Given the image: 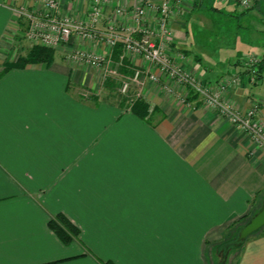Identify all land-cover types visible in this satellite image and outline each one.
<instances>
[{
  "label": "crops",
  "instance_id": "1",
  "mask_svg": "<svg viewBox=\"0 0 264 264\" xmlns=\"http://www.w3.org/2000/svg\"><path fill=\"white\" fill-rule=\"evenodd\" d=\"M214 1L172 8L169 49L204 83L239 74L226 100L241 113L257 104L264 126V12L252 14L258 0L248 8ZM87 6L61 0L59 15L83 20ZM103 8L97 32L111 22L118 30L132 25L112 5ZM42 9L41 0H0V72L11 46H32L22 11ZM52 49L51 63L0 77V264H205L208 246L258 211L264 151L186 88L169 93L146 80L141 90L119 93L118 79L135 67L154 69L125 57L121 44L109 49L72 35ZM241 49L263 60L255 83L247 80L242 61L249 54ZM78 50L106 53L118 64V79L95 89L88 73L94 67L67 58ZM137 98L147 104L145 118L131 110ZM58 214L79 230L67 244L50 225ZM238 264H264V231L246 240Z\"/></svg>",
  "mask_w": 264,
  "mask_h": 264
},
{
  "label": "built area",
  "instance_id": "2",
  "mask_svg": "<svg viewBox=\"0 0 264 264\" xmlns=\"http://www.w3.org/2000/svg\"><path fill=\"white\" fill-rule=\"evenodd\" d=\"M88 6L85 19L59 15L61 0H41L42 11H22L27 20L25 37L33 44L57 48L68 43L72 35L84 41L102 43L112 49L121 44L124 56L138 57L154 69L135 67L131 75L122 76L119 92L126 95L132 85L144 86L146 80L161 84L169 93L178 87L186 88L200 100L227 120L231 125L247 134L251 142L264 151V126L257 118V104H253L241 113L226 100L228 88L238 85L239 74H229L219 83H204L184 71L179 59L170 51L172 32L169 19L172 8L185 0H83ZM133 6L127 8L128 2ZM224 2L225 0H220ZM243 8L251 6L252 0H236ZM104 4L113 6L116 16H129L132 25L118 30L116 24H109L102 32L94 26L104 17ZM151 21L153 23H151ZM157 36V40L155 39ZM69 60L81 62L94 68L104 69L108 76L117 74L115 69L106 67L109 63L106 53L74 51L68 55ZM261 58L255 54L247 55L242 66L250 83L258 79V64ZM142 87L139 88L141 90ZM140 96V92L138 93ZM87 96V95H85ZM185 100V97H184Z\"/></svg>",
  "mask_w": 264,
  "mask_h": 264
},
{
  "label": "trees",
  "instance_id": "3",
  "mask_svg": "<svg viewBox=\"0 0 264 264\" xmlns=\"http://www.w3.org/2000/svg\"><path fill=\"white\" fill-rule=\"evenodd\" d=\"M255 1V0H253ZM53 60V49L49 47H45L39 44H33L28 52L25 55H22L18 57L16 60L13 61H7L3 64V68L0 72V77L3 75L7 70L12 68H22L29 64H35V63H51ZM263 60L261 59L260 63L258 64V77L260 76V71L262 67ZM132 112L138 116L139 118H145L147 114V104L143 99L137 98L135 101H133L131 106ZM264 200V199H263ZM263 202V201H262ZM262 205V204H261ZM251 213L250 215H246L242 217L237 223H234L232 226V230H230L226 236L223 238V240L213 243L210 246H208V250L214 251L213 255L215 254V263L214 264H223L220 259L218 258V255H222L223 257H227L229 254H232L233 252L239 251L238 258L236 259V263L238 264L239 255L240 252L243 249V246L246 242V240L252 236H256L258 234H261L264 231V226L261 227L259 230L255 231L251 235H249L244 240L238 239V232L239 230L250 220V218L255 214ZM58 223L62 224V227H60L57 223V225H52L50 221V225L54 228L56 234L60 238V240L67 244L71 241V239L78 235L79 230L77 227L72 225L68 219L64 218L63 215L58 214L57 215ZM64 224V226H63ZM63 228H66L64 230ZM231 228V227H230ZM103 264H114L112 261H105Z\"/></svg>",
  "mask_w": 264,
  "mask_h": 264
},
{
  "label": "rangeland",
  "instance_id": "4",
  "mask_svg": "<svg viewBox=\"0 0 264 264\" xmlns=\"http://www.w3.org/2000/svg\"><path fill=\"white\" fill-rule=\"evenodd\" d=\"M234 2V0H229L228 2L230 3H233ZM216 4L218 3V1L216 0V1H214ZM219 3H222V1H219ZM224 3V2H223ZM226 3V2H225ZM207 4V3H206ZM252 4H255V1H251V5ZM219 5V4H218ZM255 6H257V7H255V8H252L251 10H253V11H256V12H253L252 14H255V13H257L258 12V7H260L261 9H262V13L264 12V0H258V4L257 5H255ZM250 10V11H251ZM260 15H262V14H260ZM241 16L243 17L244 15H238V23H240L241 24V21L243 20L242 18H241ZM231 16H228V18H230ZM262 17L264 18V16L262 15ZM261 19L260 18V20H261V22H262V25L264 26V19ZM235 21V20H234ZM228 22V23H227ZM244 23H245V21H243ZM225 23H226V25H229V23H232V22H230V20H227L226 19V21H225ZM253 25H256L257 26V24H260V23H252ZM261 25V24H260ZM22 44V43H21ZM30 44H25V45H23L22 44V46H20L19 45V43H17L16 45H15V47H13V46H11L10 47V50H9V53H8V60L7 61H13V60H16L18 57H20V56H22V55H25L27 52H28V48H30V46H29ZM25 48H26V50H27V52H26V50H25ZM247 50H249V49H241V54H251V52L249 53V52H246ZM251 50V49H250ZM255 51V50H254ZM102 52H99V53H96V54H101ZM68 58V57H67ZM68 62V61H67ZM69 62H72V63H75V61H69ZM77 64L79 65V66H83V67H85V66H88V65H86V64H84V63H81V62H77ZM117 65V66H116ZM113 64V62L112 61H110L107 65H106V67H111L112 69H115L116 70V72H117V74H114L113 76H108L107 75V72H105V70L104 69H100V68H93V70H91V69H89V71H88V73L90 74V75H92V76H94V78H93V81H94V83H98L97 85L98 86H96V88L95 89H97L98 91L100 90V91H102L103 90V86L107 83V81H108V79H114V81L115 80H117L118 78H116V77H119L120 76V72L118 71V64ZM90 67V66H89ZM119 75V76H118ZM88 77H89V75H88ZM123 77H121L120 79H118V80H120L121 81V79H122ZM88 81H89V79H88ZM102 86V87H101ZM133 87H136L137 89L138 88H140V87H142L143 88V86H136V85H132ZM131 86V87H132ZM115 89V88H114ZM116 90H117V87H116ZM118 91H119V87H118ZM129 92V91H128ZM120 93V92H119ZM84 94L85 95H89V94H91L88 90H85L84 91ZM128 94V93H127ZM86 96V97H87ZM138 97L139 95L138 94H136L135 95V97ZM261 204H262V202H261ZM261 207V205L259 206V208ZM258 208V209H259ZM212 250V249H211ZM211 250H206V253H205V264H214L215 263V254L213 255V253H214V251H211ZM238 253H239V251H236V252H233L232 254H229L227 257H223L222 255H218V258H216V259H220V261H222V263L223 264H235L236 263V259L238 258Z\"/></svg>",
  "mask_w": 264,
  "mask_h": 264
},
{
  "label": "water",
  "instance_id": "5",
  "mask_svg": "<svg viewBox=\"0 0 264 264\" xmlns=\"http://www.w3.org/2000/svg\"><path fill=\"white\" fill-rule=\"evenodd\" d=\"M264 226V200L261 207L256 213L250 218V220L239 230L238 239L244 240L249 235L259 230Z\"/></svg>",
  "mask_w": 264,
  "mask_h": 264
}]
</instances>
